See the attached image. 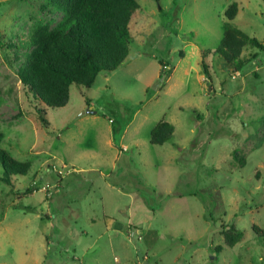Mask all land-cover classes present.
<instances>
[{
	"label": "rangeland",
	"instance_id": "374dc122",
	"mask_svg": "<svg viewBox=\"0 0 264 264\" xmlns=\"http://www.w3.org/2000/svg\"><path fill=\"white\" fill-rule=\"evenodd\" d=\"M35 1L0 0V146L26 167L0 179V264H264V49L238 69L214 51L234 0H137L126 58L44 121L9 46L60 19ZM235 1L264 48V3Z\"/></svg>",
	"mask_w": 264,
	"mask_h": 264
},
{
	"label": "trees",
	"instance_id": "16d2710c",
	"mask_svg": "<svg viewBox=\"0 0 264 264\" xmlns=\"http://www.w3.org/2000/svg\"><path fill=\"white\" fill-rule=\"evenodd\" d=\"M34 5L41 11L60 13V19L53 26L41 18L35 19L27 36L10 39L9 46L25 48L17 53L15 71L26 96L36 103L44 121L45 107L64 105L72 83L90 86L100 71H112L126 58L132 41L128 24L140 4L137 0H36ZM236 13L234 0L225 9L227 20L223 23L222 38L214 49L224 63H233L234 69L240 68L245 60L240 58V50L246 43L264 49L258 38L230 22ZM161 66L168 76L169 62L162 61ZM202 68L209 76L205 62ZM173 129L172 123L158 120L150 141L168 140ZM3 136L0 129V142ZM0 165L3 170L0 179L7 183L12 182L13 175L26 173L25 164L1 146ZM252 228L264 238V228L255 223ZM240 234L241 231H237L227 239L234 242Z\"/></svg>",
	"mask_w": 264,
	"mask_h": 264
},
{
	"label": "built area",
	"instance_id": "2783aa9c",
	"mask_svg": "<svg viewBox=\"0 0 264 264\" xmlns=\"http://www.w3.org/2000/svg\"><path fill=\"white\" fill-rule=\"evenodd\" d=\"M133 233H134V231H132V230H128V235L130 236V235H133Z\"/></svg>",
	"mask_w": 264,
	"mask_h": 264
},
{
	"label": "water",
	"instance_id": "95a60500",
	"mask_svg": "<svg viewBox=\"0 0 264 264\" xmlns=\"http://www.w3.org/2000/svg\"><path fill=\"white\" fill-rule=\"evenodd\" d=\"M209 87H210V86H209ZM138 257H139V259H142V254L139 253Z\"/></svg>",
	"mask_w": 264,
	"mask_h": 264
},
{
	"label": "crops",
	"instance_id": "0c3cea01",
	"mask_svg": "<svg viewBox=\"0 0 264 264\" xmlns=\"http://www.w3.org/2000/svg\"><path fill=\"white\" fill-rule=\"evenodd\" d=\"M169 64H170V63H169ZM170 67H171V71H172V69H173V68H172V66H171V65H170ZM111 142H113V143H114V139H112V141H111ZM0 254H2V253H0Z\"/></svg>",
	"mask_w": 264,
	"mask_h": 264
}]
</instances>
